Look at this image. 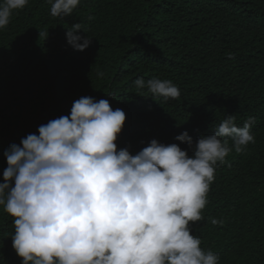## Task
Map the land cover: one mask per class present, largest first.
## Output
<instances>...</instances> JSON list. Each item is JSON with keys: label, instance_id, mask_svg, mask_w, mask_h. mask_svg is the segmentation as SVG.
Wrapping results in <instances>:
<instances>
[{"label": "trees", "instance_id": "1", "mask_svg": "<svg viewBox=\"0 0 264 264\" xmlns=\"http://www.w3.org/2000/svg\"><path fill=\"white\" fill-rule=\"evenodd\" d=\"M50 8L48 0H28L0 29V183L5 150L69 115L81 97L125 112L116 143L133 155L156 139L192 156L226 116L239 127L255 117V143L218 163L203 219L190 229L218 264H264V0H81L64 18ZM76 23L91 38L83 51L67 42ZM139 78L171 80L180 97H151L136 88ZM184 131L193 148L175 139ZM12 221L0 206V264H22Z\"/></svg>", "mask_w": 264, "mask_h": 264}, {"label": "clouds", "instance_id": "2", "mask_svg": "<svg viewBox=\"0 0 264 264\" xmlns=\"http://www.w3.org/2000/svg\"><path fill=\"white\" fill-rule=\"evenodd\" d=\"M80 2L48 0L50 14L70 16ZM27 4L0 0V29ZM81 29L79 23L67 28L74 50L91 43L78 34ZM40 36L47 38L48 32ZM134 83L151 97H180L171 80ZM131 117L137 128L148 130L142 117ZM235 119L226 116L194 148L187 131L177 135L193 148L192 156L176 143L156 139L133 155L116 143L126 121L123 110H113L106 99L75 100L69 115L40 125L38 134L4 152L8 166L0 206L13 218V248L22 264H218V255L203 250L200 238L191 234L190 223L203 219L218 163L233 148L240 153L255 143L250 131L255 117L242 127Z\"/></svg>", "mask_w": 264, "mask_h": 264}]
</instances>
